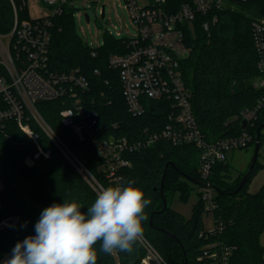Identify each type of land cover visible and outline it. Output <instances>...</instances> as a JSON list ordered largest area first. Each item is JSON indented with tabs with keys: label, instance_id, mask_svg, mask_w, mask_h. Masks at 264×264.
Masks as SVG:
<instances>
[{
	"label": "trees",
	"instance_id": "trees-1",
	"mask_svg": "<svg viewBox=\"0 0 264 264\" xmlns=\"http://www.w3.org/2000/svg\"><path fill=\"white\" fill-rule=\"evenodd\" d=\"M150 1L177 10L188 0ZM15 4L19 22L31 19L28 5L21 0H15ZM247 5L248 2H240L237 8L218 10V21L209 30L202 24L207 17L199 14L193 28L187 29L191 52L183 61L184 75L191 90L193 112L209 141L238 133L241 125L232 119L243 109L255 106L262 93L254 86L260 72L252 34L253 15L246 9ZM51 20L49 70L81 74L88 79L89 88L82 89L69 82L68 88L74 85L72 91L36 103L60 144L30 112L25 123L35 134L34 139L15 117L0 120L1 213L16 218L10 227L0 231L2 251H11L17 242L35 234L34 226L41 212L53 203L75 199L85 207L82 211H86L98 189L79 167L84 166L103 187L115 185L103 170L105 161L90 134L62 121L64 109L77 106L87 107L91 112L94 109L101 135L113 132L140 137L146 130H160L168 120L165 104L159 100H148L146 113L142 115L129 112L119 71L109 63L111 54L127 50L124 38L105 33L103 44L91 47L77 34L74 7L69 4L64 5L61 14L52 15ZM14 23L12 0H0V34L11 32ZM259 128L262 145L264 111L254 126L247 129L256 139ZM201 153L193 143L174 144L160 139L127 154L132 164L121 169L124 184L135 180L136 186L152 200L145 209L148 220L143 234L170 264L197 263L202 248L216 240L235 247L229 264H264V246L260 240L264 233V184L258 191H250L256 171L263 167L258 159L240 190L237 189L247 170L231 174L227 161L214 164L209 181L216 188L214 219L217 226L222 224L221 232L205 234L202 199L195 203L190 217L172 207L177 192L187 200L192 190L190 184L203 183L196 161L200 155L201 164ZM252 161L253 158L250 165ZM145 254L144 246L138 242L131 253H99L98 264H143Z\"/></svg>",
	"mask_w": 264,
	"mask_h": 264
},
{
	"label": "built area",
	"instance_id": "built-area-1",
	"mask_svg": "<svg viewBox=\"0 0 264 264\" xmlns=\"http://www.w3.org/2000/svg\"><path fill=\"white\" fill-rule=\"evenodd\" d=\"M21 1L28 5V0ZM44 1L52 10L50 14L19 22L17 6L12 0L14 27L11 32L0 34V120L15 117L21 128L34 139L35 134L25 123L27 112H30L47 134L60 144L56 133L36 108V103L72 91L74 85L87 89L89 81L74 71L59 74L49 70L51 16L61 14L64 5L74 6L71 0ZM240 2H248L246 9L253 15L252 34L260 72L254 86L262 93L255 106L243 109L232 119L239 125L246 121L244 129L209 141L193 112L191 90L184 75L183 61L191 52L187 29L193 28L199 14H202L207 17L202 24L209 30L218 21V10L237 8ZM126 3L137 32L133 36L122 37L127 50L111 54L109 63L119 71L129 112L134 116L142 115L146 113L148 100L163 101L168 119L165 126L154 132L146 130L140 137L113 132L101 135L95 110L91 112L89 108L80 106L64 109L62 121L74 125L79 132L90 134L98 154L105 161L103 170L115 185L124 184L121 169L132 164L127 156L129 152L148 147L160 139H168L174 144L197 145L202 150L200 172L203 183L200 185L203 190L200 196L204 203H208L207 211L214 216L216 188L209 181L212 168L216 162L227 161L229 151L254 143L256 145L257 135L255 139L247 128L253 127L259 114L264 111V0H188L177 10L152 4L150 0H126ZM117 35H120L119 31ZM69 82L74 85L68 88ZM76 102H80V99ZM262 147L264 149V144ZM79 169L95 182L98 190L103 187L84 166ZM2 189L0 181V231L16 220L14 216H3L1 213ZM222 228V224H215L214 230L205 234H217ZM139 242L146 250L143 264H170L144 234ZM234 248L220 240L212 241L202 248L203 252L197 256V263L194 264H229ZM11 252L0 250V264L10 257Z\"/></svg>",
	"mask_w": 264,
	"mask_h": 264
},
{
	"label": "clouds",
	"instance_id": "clouds-1",
	"mask_svg": "<svg viewBox=\"0 0 264 264\" xmlns=\"http://www.w3.org/2000/svg\"><path fill=\"white\" fill-rule=\"evenodd\" d=\"M151 203L131 179L101 187L86 211L75 199L53 203L41 212L35 235L17 242L3 264H98L99 253H131L143 237Z\"/></svg>",
	"mask_w": 264,
	"mask_h": 264
},
{
	"label": "rangeland",
	"instance_id": "rangeland-1",
	"mask_svg": "<svg viewBox=\"0 0 264 264\" xmlns=\"http://www.w3.org/2000/svg\"><path fill=\"white\" fill-rule=\"evenodd\" d=\"M74 8V25L77 34L91 47H98L103 44L104 34L111 33L117 37L133 36L137 32V26L127 6L126 0H71ZM104 8V15H103ZM28 10L31 18L46 16L52 12L44 0H28ZM89 15L90 20L86 18ZM120 35H117V32ZM264 144V128L262 129V146ZM261 146L258 160L263 167L256 171L250 184V191H258L264 184V149ZM255 143L248 147L235 149L228 152L227 162L231 166V174H238L240 171L247 170L253 158ZM49 155L48 151H44ZM200 155L196 161L200 165ZM192 190L187 200H183L180 192L173 197L172 207L190 217L193 213L195 203L201 200L200 193L203 190L201 185L190 184ZM208 203L202 212L205 231H213L215 228L214 216L207 211ZM264 246V233L260 237Z\"/></svg>",
	"mask_w": 264,
	"mask_h": 264
},
{
	"label": "water",
	"instance_id": "water-1",
	"mask_svg": "<svg viewBox=\"0 0 264 264\" xmlns=\"http://www.w3.org/2000/svg\"><path fill=\"white\" fill-rule=\"evenodd\" d=\"M103 15H104V8H103ZM86 18L88 21L90 20V17L88 14H86ZM245 127H246V121H243L241 124V128L244 129ZM260 130H261V128L258 129V133H257V141H256V145H255V150H254L253 161H252L250 167L247 169L246 173L244 174L237 190H240L242 188V186L244 185V183L249 179L251 172L254 169V166H255L256 161L258 159V155H259V151H260ZM166 206H167V202L164 200V208H166Z\"/></svg>",
	"mask_w": 264,
	"mask_h": 264
}]
</instances>
